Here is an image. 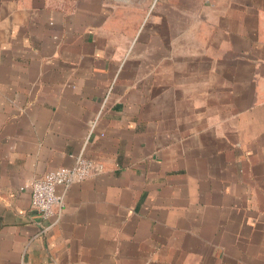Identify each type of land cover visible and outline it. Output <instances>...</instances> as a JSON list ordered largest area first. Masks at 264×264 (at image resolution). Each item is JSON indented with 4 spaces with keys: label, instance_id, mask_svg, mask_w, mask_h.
Here are the masks:
<instances>
[{
    "label": "crops",
    "instance_id": "crops-1",
    "mask_svg": "<svg viewBox=\"0 0 264 264\" xmlns=\"http://www.w3.org/2000/svg\"><path fill=\"white\" fill-rule=\"evenodd\" d=\"M0 264H264V0H0Z\"/></svg>",
    "mask_w": 264,
    "mask_h": 264
},
{
    "label": "built area",
    "instance_id": "built-area-1",
    "mask_svg": "<svg viewBox=\"0 0 264 264\" xmlns=\"http://www.w3.org/2000/svg\"><path fill=\"white\" fill-rule=\"evenodd\" d=\"M102 170L100 161L79 153L71 166L57 167L29 181L26 187L30 193L31 206L43 219L53 218L57 221L62 215L65 195L70 186Z\"/></svg>",
    "mask_w": 264,
    "mask_h": 264
}]
</instances>
